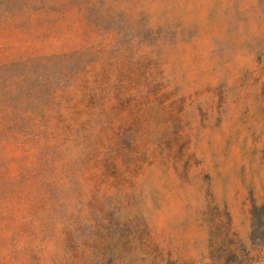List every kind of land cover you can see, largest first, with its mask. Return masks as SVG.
Here are the masks:
<instances>
[{
  "label": "rangeland",
  "instance_id": "rangeland-1",
  "mask_svg": "<svg viewBox=\"0 0 264 264\" xmlns=\"http://www.w3.org/2000/svg\"><path fill=\"white\" fill-rule=\"evenodd\" d=\"M213 242L264 264V0H0V264Z\"/></svg>",
  "mask_w": 264,
  "mask_h": 264
},
{
  "label": "trees",
  "instance_id": "trees-1",
  "mask_svg": "<svg viewBox=\"0 0 264 264\" xmlns=\"http://www.w3.org/2000/svg\"><path fill=\"white\" fill-rule=\"evenodd\" d=\"M230 231L231 230H227L226 234L230 235L231 234ZM139 247H141L142 250H146V251L148 250L151 256L147 259L142 260L141 264H144L145 262L147 264H188L187 262L182 263L179 260L164 258V256L160 254L163 249H161L158 245L154 243L142 244ZM154 253H158V255L153 256L152 254ZM229 253L233 254L231 244H227L224 242H213L211 245L210 256H209L210 262H208L207 264H230V262L234 263L237 260H240L239 255L238 256L234 255L233 260H231L232 258H227V254ZM138 264H140V262Z\"/></svg>",
  "mask_w": 264,
  "mask_h": 264
}]
</instances>
